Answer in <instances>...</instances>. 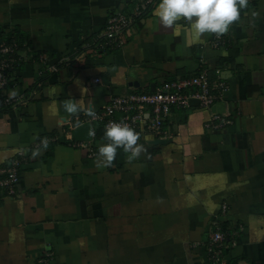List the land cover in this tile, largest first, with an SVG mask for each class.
I'll return each instance as SVG.
<instances>
[{"label": "crops", "instance_id": "obj_1", "mask_svg": "<svg viewBox=\"0 0 264 264\" xmlns=\"http://www.w3.org/2000/svg\"><path fill=\"white\" fill-rule=\"evenodd\" d=\"M159 2L121 47L101 53L89 47L131 0H0V30L24 36L29 55L10 91L26 103L0 112V167L24 156L19 193L0 191V264H213L215 220L239 230L226 264H264V0H248L220 36L195 34L183 17L163 25ZM40 55L59 69L41 75ZM203 68L221 71L223 97L174 109L170 139L145 135L137 158L118 148L111 166L97 167L105 129L91 115L113 95ZM69 98L78 113L65 111ZM213 112L233 122L207 128ZM85 122L97 132L95 155L70 144Z\"/></svg>", "mask_w": 264, "mask_h": 264}, {"label": "built area", "instance_id": "obj_2", "mask_svg": "<svg viewBox=\"0 0 264 264\" xmlns=\"http://www.w3.org/2000/svg\"><path fill=\"white\" fill-rule=\"evenodd\" d=\"M131 10H115L107 20L105 29L95 39L89 49H97L101 53L115 50L125 43V37L130 28L142 19L152 9L158 0H131ZM24 44L10 31L0 34V112L16 109L26 103L25 94H11L15 86L14 71L19 63L27 61L28 53ZM40 61L45 65L40 72L57 71L59 65L49 64L48 57L40 55ZM97 77L96 82H101ZM227 82L216 69L213 77L203 68L193 75L179 79H166L155 90L133 91L126 96L113 95L100 111L89 118L90 122H101L103 128L110 122L126 124L138 132L139 138L150 135L159 139H170L172 133L168 127V118L174 109H188L193 107L194 101L203 108L210 109L215 102L223 97L227 90ZM233 122L229 116L213 112L211 120L206 122L207 128H223ZM97 132L92 128L91 136L86 140L70 138V144L88 149L91 155L96 154ZM107 143V140H105ZM24 156L19 155L5 166L0 167V191L5 195L16 196L21 184V168ZM228 206L224 205L222 215L227 213ZM214 229L208 241L209 258L213 264H226L225 251L231 249L237 242L239 230L226 229L219 220L213 222Z\"/></svg>", "mask_w": 264, "mask_h": 264}, {"label": "clouds", "instance_id": "obj_3", "mask_svg": "<svg viewBox=\"0 0 264 264\" xmlns=\"http://www.w3.org/2000/svg\"><path fill=\"white\" fill-rule=\"evenodd\" d=\"M247 3L248 0H160L155 15L165 26H171L183 17L192 22L195 34L207 32L220 36L239 20L241 9L246 8ZM63 107L69 114L80 111L79 102L71 98L63 102ZM139 135L126 124L110 122L104 131L107 143L98 148L97 167L111 166L118 148L129 154L130 161L137 158L142 151H146L142 144L137 143Z\"/></svg>", "mask_w": 264, "mask_h": 264}, {"label": "water", "instance_id": "obj_4", "mask_svg": "<svg viewBox=\"0 0 264 264\" xmlns=\"http://www.w3.org/2000/svg\"><path fill=\"white\" fill-rule=\"evenodd\" d=\"M105 77V75H104ZM92 133V124L89 122H85L82 124H79L77 127L74 129V135L76 139H81V140H86L91 136ZM165 139H157L155 142H165Z\"/></svg>", "mask_w": 264, "mask_h": 264}, {"label": "trees", "instance_id": "obj_5", "mask_svg": "<svg viewBox=\"0 0 264 264\" xmlns=\"http://www.w3.org/2000/svg\"><path fill=\"white\" fill-rule=\"evenodd\" d=\"M14 32H15V37L19 40V42H20V43H23V39H22V38H23L24 36H21L17 30H14ZM0 34L3 35V34H5V33H4L3 30H2V31L0 30ZM3 36H4V35H3Z\"/></svg>", "mask_w": 264, "mask_h": 264}]
</instances>
